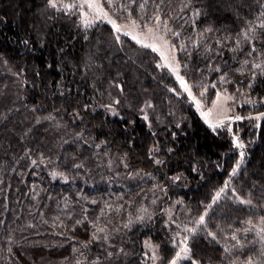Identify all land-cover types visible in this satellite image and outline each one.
<instances>
[{
    "label": "trees",
    "instance_id": "1",
    "mask_svg": "<svg viewBox=\"0 0 264 264\" xmlns=\"http://www.w3.org/2000/svg\"><path fill=\"white\" fill-rule=\"evenodd\" d=\"M100 3L115 21H168L185 83L248 89L253 100L237 108L247 119L233 131L243 147L202 120L154 51L113 25L86 26L48 0H0V264H147L149 237L167 261L187 237L199 264H264V238H232L247 216L264 217V119L258 128L248 118L264 113V73L252 68L264 66V0ZM142 198L157 209L129 223ZM175 199L178 223L166 229Z\"/></svg>",
    "mask_w": 264,
    "mask_h": 264
},
{
    "label": "rangeland",
    "instance_id": "2",
    "mask_svg": "<svg viewBox=\"0 0 264 264\" xmlns=\"http://www.w3.org/2000/svg\"><path fill=\"white\" fill-rule=\"evenodd\" d=\"M79 2L80 0H58L57 7L63 8L70 12H74L75 14L78 15V17L80 18V21H82L83 24L85 23L87 25L93 24L98 21L109 23L108 21L110 19L111 21L115 22L117 27L120 28V31L116 32L117 35H120V34L125 35L124 33H128L129 38H131L133 41L136 42V40L133 39V37H136L137 39L140 40L139 45L154 44L157 48V51H154V52L158 56L159 64L162 67L166 68L172 74L177 88L180 91L182 90L183 92L187 94L189 100L193 104L194 108L197 110L198 114L201 116L202 120L210 127L217 128L215 127V125L219 124L220 125L219 127H223L228 130L230 129L229 131L233 135L232 136L233 139L235 138L236 142L238 144H241L238 138V134L234 133L235 132L234 125L236 122L240 121V120H236L235 117L239 116V112H237V108H240V107L242 108L244 105L251 103V101L253 100L248 89L239 90L238 88H236L232 91V90H226L224 87L219 86L217 88H214V90H212L210 88L194 86V85H191L190 83L189 84L186 83L192 93V95L189 96L188 92L185 91V89L181 86L180 79H178V77L179 78L181 77H180V64L178 63L176 49L170 50L168 45H173V44L167 32L162 30L163 27L161 25L159 28H156L155 26L156 24L149 25L150 27L153 28L154 35H151L147 33L146 29L133 26L130 20L122 21V22L115 21L116 18L112 19L108 17H102V14L100 17H98L95 11L88 9L87 7H80V8L75 7V6L71 8L62 7V5L64 4L76 5ZM109 24L112 25V23H109ZM139 25H142V24H139ZM159 37H164V40L168 42V45L164 43V40L159 39ZM148 48L152 50L151 47H148ZM172 69H174V71ZM201 92H204L203 96L200 95ZM218 92L222 94L219 101H217ZM225 96H231L232 99L225 100ZM213 101H217L218 104H223L224 108L222 112L218 111L217 107L213 104ZM108 103L106 101H103L102 104L104 106H108V105L111 106V102L108 101ZM108 109L112 115L115 114L116 112L115 109L111 107H108ZM142 115L144 117H147L145 112ZM242 118L246 120L247 116H244ZM244 119H241V120H244ZM221 120L223 121L222 124L220 123ZM237 148L241 150L240 147H237ZM240 161H241V156L239 157V162ZM237 167H235L236 170H237ZM134 169L136 170V168ZM53 172L61 173L57 171L56 169H54V171L51 172L52 177H53L52 175ZM57 177L60 178L61 180H64L65 182L67 180V176L64 174L57 175L55 178ZM178 202L179 201L177 199L172 200L164 209L163 221H164V226L166 227V229H169L168 227L173 228V225H177L176 222L178 223L177 221L178 218L174 216L177 210ZM133 206L134 207L128 211V215H129L128 218L129 220L131 219L130 221L128 220L129 223L132 221H140V220L148 221L150 219L149 217L152 214V212L157 209V207L154 208V206H151L150 204L149 205L146 204L143 198L139 203L137 204L134 203ZM106 207L110 209V203ZM248 217L249 216H247V218L245 219L244 225L235 229V233L233 234V236L238 235L242 237L243 239L250 237V236L254 237V239L264 238V217L263 216L257 217V218H250V217L248 218ZM194 219H196L195 216L191 218L189 224H191ZM186 228H188V226ZM183 229L184 228L182 227V230ZM175 230L177 231L174 233H179L180 228L177 226ZM103 232L105 235L108 231L107 229H105V231L104 229L103 231H100L101 236ZM143 246H144V251H145V254L148 260L147 264H169V261H167L166 259L162 257L161 246L156 241H154L152 238L150 237L146 238L143 241ZM197 261L201 262L198 259ZM249 261H251V264H258L257 261L252 260L251 258L250 259L249 258H246V259L237 258L230 264H248ZM203 264H210V261L208 260L204 262Z\"/></svg>",
    "mask_w": 264,
    "mask_h": 264
},
{
    "label": "snow or ice",
    "instance_id": "3",
    "mask_svg": "<svg viewBox=\"0 0 264 264\" xmlns=\"http://www.w3.org/2000/svg\"><path fill=\"white\" fill-rule=\"evenodd\" d=\"M57 2H58V0H48V7H50V8H56L57 7ZM106 2H107V4L109 6H111V4L113 3V0H106ZM135 2H136V0H132V3H135ZM147 3H148V0H144V3H141L139 5V7L140 8H144ZM73 6L78 7V8H80V7H87L88 9L95 11L98 17H100L101 14H102V17H108V13L107 12H104L103 11V8L101 7L100 0H80V2L78 4H76V5H69V4L62 5V7H65V8H71ZM154 19L156 21V25H155L156 28H159L160 25H161V23H162L166 32L172 33L173 35H176V36L179 35L178 33H174L172 31V29L168 27V21H166V20L165 21H161L159 15H157L156 17H154ZM108 22L109 23H112L114 31H117V32L120 31V28L117 27V25L115 24V22L111 21L110 19H109ZM131 23H132L133 26L141 27L142 29H146L148 34L154 35L153 28L150 27L149 25H147V24L139 25V24H137V21L136 20H132ZM86 26H87V24H86ZM259 27L264 28V24L259 25ZM208 31H211V29H208ZM247 31H248V33H251L253 31V29L252 28H249ZM124 34L125 35H128V33H124ZM245 38H247V34H246ZM133 39L136 40V43H138V44L140 43V40L137 39L136 37H133ZM159 39L164 40V37H159ZM117 40L119 41V37H117ZM24 43H27V41H24ZM164 43L166 45H168V42L166 40H164ZM142 46L145 47V48L151 47L153 51H157V48H156V46L154 44H152V45H150V44H144ZM168 46H169L170 50H175V45H168ZM253 51H255V50H253ZM245 63H248V62L245 61ZM252 68L260 69L261 72L264 73V66H262L261 64H253L252 65ZM172 70L174 71V69H172ZM216 71H219V69L217 68ZM254 76H255V74H254ZM178 79H180L181 86L185 89V91L188 92L189 96H191L192 95L191 90L189 89V87L187 86V84L185 83V81L182 78H179V77H178ZM220 80L222 82H228V81H226V74L225 75H222L220 77ZM117 87H119V85H117ZM212 87H216V85L213 84ZM249 87H251V84L249 85ZM200 95L203 96L204 95V92H201ZM221 95H222L221 93H219V92L217 93V101H219ZM230 99H232L231 96H225V100H230ZM217 101H213V104L217 107L218 111H221L222 112L224 106H223V104H218ZM116 103H119V101H116ZM148 106L150 107L151 105L149 104ZM106 107H111V106L108 105ZM262 117H264V113H261L260 115H258L256 117H248V118L249 119L259 120ZM145 119H147V117H145ZM235 119L236 120H241V119H244V118H242L240 116H236ZM37 122H39V121H37ZM220 123L222 124L223 121L221 120ZM219 126H220L219 124L215 125V127H219ZM233 143L237 147H243L242 144H238L236 142L235 138L233 139ZM241 156H243V153H241ZM33 163H36V162L33 161ZM157 163H160V161H157ZM238 164H239V162H238ZM235 174H236V168H233L231 175H235ZM52 175H53V177H56L57 175H62V174L61 173L53 172ZM221 191H223V189H221ZM218 197H219V193H217V196L216 197H213V200L215 201ZM241 203L251 204V201H241ZM199 222L200 223H203L204 222V217L203 216L200 217V221ZM126 227H127V225H126ZM186 230L187 231H192L191 229H186ZM98 231H103V229H98ZM208 235L213 236V238H214V234L213 233L209 232ZM232 238L233 239H236L235 236L232 237ZM93 239H95V237H93ZM104 239H107V237H105ZM187 239L188 238L185 237L181 241V243L183 244V247L180 248V251H177L175 253L174 257L169 261V264H178V261H180V260L191 259V257L189 256L190 249H189V247L187 245ZM173 243L174 244L176 243L175 240L173 241ZM225 251H227V249H225ZM112 255H113V253H111V252L108 253V256L109 257H111ZM94 264H95V262H94ZM191 264H199V262L196 261V260H194V259H191ZM248 264H251V261H249Z\"/></svg>",
    "mask_w": 264,
    "mask_h": 264
},
{
    "label": "water",
    "instance_id": "4",
    "mask_svg": "<svg viewBox=\"0 0 264 264\" xmlns=\"http://www.w3.org/2000/svg\"><path fill=\"white\" fill-rule=\"evenodd\" d=\"M264 119V117H262L260 120H259V122H258V128H259V126H260V123H261V121Z\"/></svg>",
    "mask_w": 264,
    "mask_h": 264
}]
</instances>
